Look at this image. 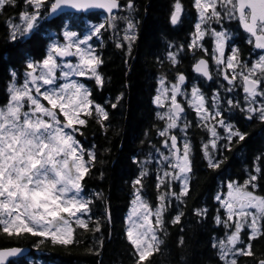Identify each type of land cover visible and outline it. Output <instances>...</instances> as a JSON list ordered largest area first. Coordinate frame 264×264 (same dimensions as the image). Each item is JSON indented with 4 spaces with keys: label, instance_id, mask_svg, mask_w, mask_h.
Here are the masks:
<instances>
[{
    "label": "snow or ice",
    "instance_id": "obj_1",
    "mask_svg": "<svg viewBox=\"0 0 264 264\" xmlns=\"http://www.w3.org/2000/svg\"><path fill=\"white\" fill-rule=\"evenodd\" d=\"M23 4L25 7L18 13L19 23L9 22L8 40L20 47L39 35L47 43L40 59L24 53L22 79L14 68L10 71L6 102L0 104V231L10 237L30 234L50 239L53 245L68 246L76 242L77 227L89 229L91 217L85 218L91 211L89 205L101 195L96 192L85 196L83 181L95 168L97 153L94 145L86 148L78 136H83L82 128L90 119L105 130L110 127L107 108L93 98L92 88L77 77L90 79L103 88L105 79L99 68L104 60L94 47L93 37L99 38L106 28L115 30L117 21L122 20L126 24L122 40L128 41L130 54L138 38V9L134 0H126L123 5L120 0H23ZM17 5L18 0H0V13ZM192 6L196 22L190 42L186 46L169 42L168 47L175 50L167 52V60L172 66L178 65L182 59L180 53L187 47L194 57L192 67L196 75L189 80L183 72H177L170 81L162 74L153 99L161 109L156 113L163 122L158 135L163 138L166 150L156 149L162 165L156 175V187L161 189L159 203L153 207L142 193V180L149 172L148 159L132 181L134 198L127 217L126 239L133 247L135 264H145L160 251L164 243L160 234H167L164 216L170 198L177 202L171 223L179 224L184 215L179 206L189 195L193 173L192 145L187 136L192 122L186 119V106L198 118L196 126L210 136L202 144V150L207 167L213 170L219 169L226 159L220 152L221 139L222 147L231 150L234 141L240 144L249 136L232 122L237 113L246 121L264 122V54L258 55L251 65L243 61L236 46L237 30L230 23L235 21L245 33L246 42L264 52V0H193ZM122 8L128 15L114 14V10ZM66 9L87 14L89 22L63 23V17L69 15ZM95 10L106 14L103 21H99ZM184 12L182 0H173L170 26L181 25ZM54 15L61 17L62 31L42 30V24ZM93 18L98 22L91 23ZM214 24L218 27H212ZM206 37L212 42L210 58L215 62V72L210 70L208 59L195 58L197 51L209 53L204 44ZM116 47L125 45L118 42ZM226 49L230 55L226 56ZM220 78L227 84L220 82ZM208 81L212 83L206 92L204 85ZM241 89L242 101L237 99ZM122 99L123 93L111 107L115 109ZM176 131L184 132V136L178 137ZM258 135L264 139V131ZM255 161V174L249 172L242 183L228 180L226 191L221 189L214 196L220 205L215 223L223 226L224 234L212 247L217 249L221 264H238L239 257L254 256L252 241L264 237V195L256 192L258 178L264 179L261 167L264 148ZM176 182L179 191L173 188ZM194 212L204 219L208 210L197 208ZM100 229L97 220L91 230ZM98 243L102 247L103 239ZM178 243L184 245L183 236ZM22 251L19 247L0 249V264H13L9 257ZM88 251L99 255V248ZM257 264H264V259H259Z\"/></svg>",
    "mask_w": 264,
    "mask_h": 264
},
{
    "label": "trees",
    "instance_id": "obj_2",
    "mask_svg": "<svg viewBox=\"0 0 264 264\" xmlns=\"http://www.w3.org/2000/svg\"><path fill=\"white\" fill-rule=\"evenodd\" d=\"M172 3L173 0H134L138 9L136 16L140 20V30L130 54L126 46L116 47L118 42L127 43L122 40L123 30H107L103 35L102 48L98 53L105 62L100 66L99 71L107 83L105 91L97 94V99L107 96L114 101L121 93L123 99L115 109H108L110 127L107 130L91 119L82 128V139L95 143L101 159L96 164V171H99L98 178L94 176L87 178L88 186L101 193L100 203L95 209V222L88 230L77 231L76 242L68 246L53 245L50 240L41 243V240H37L40 237L31 236L32 238L26 239L23 236L10 237L0 231V249L19 247L31 250L32 254L39 251L37 253L41 254L42 258L38 262L44 264H135L133 247L126 239L123 215L130 203L132 181L139 175L146 159L149 161L147 164L149 172L142 180L144 185L142 193L154 205L161 191L156 187L157 166L160 164L156 149L165 151L163 138L158 135L163 122L157 117L156 113L160 109L153 102L156 89L159 87L158 79L165 74L171 81L177 72H187L186 75L190 77L196 75L192 71L194 57L187 47L180 53L182 59L178 65L172 66L167 60V52L175 50L168 47L169 42L173 45L185 46L190 42L193 14H195L193 0H182L186 18L182 17V24L174 28L169 24ZM24 7L23 0H18L16 7H8L6 11L0 13V104H3L7 97L5 86L9 80V71L23 67L24 53L27 52L34 59H40L45 54L47 41L39 35L33 36L27 44L20 47L14 46L13 42L8 40L9 22L19 21L18 13ZM64 21L63 19V23ZM53 25L55 30H48L49 32L62 31L61 19L55 20ZM50 26V24L44 25L45 28ZM231 26L233 29L238 28L237 25L231 24ZM201 56L205 54L196 52V59ZM208 84L211 83L206 82L204 85L206 92H208ZM191 122L189 129L193 135V139L190 140L193 145V173L189 195L185 198L186 202L179 206L184 215L181 224L171 223V219L176 214L177 202L174 198H170L171 203L164 216L167 234H160L164 243L158 254L154 253L145 264H221L217 249L212 247L213 242L222 238L224 234L223 226L215 223L214 218L220 205L214 196L225 188L228 180L242 183L247 179L249 172L255 174L253 168L255 157L264 148V139L258 135L264 131V124L245 121L247 127L242 126V130L247 131L249 136L240 144L234 141L231 150L223 154L226 159L221 167L210 169L207 167L202 150L207 132L203 128L196 127L193 120ZM238 124L243 125L242 122ZM222 144L224 141L219 143ZM261 167L264 168V164ZM101 173H103L102 177ZM257 184L259 185L256 189L257 194L264 195V179L258 178ZM197 208H207V217L204 219L198 217L194 212ZM105 210L111 213L110 220ZM220 211L223 216V209L221 208ZM97 220L101 229L99 232H93L91 229ZM181 236L184 238L183 246L178 243ZM101 238L102 247L98 243ZM252 243L255 255L239 257L238 264H257L259 259H264V237L253 240ZM90 248H99V255L90 253L87 250ZM30 257L29 255L16 260L13 264L38 263L32 261Z\"/></svg>",
    "mask_w": 264,
    "mask_h": 264
},
{
    "label": "flooded vegetation",
    "instance_id": "obj_3",
    "mask_svg": "<svg viewBox=\"0 0 264 264\" xmlns=\"http://www.w3.org/2000/svg\"><path fill=\"white\" fill-rule=\"evenodd\" d=\"M126 0H120V2H121V4L123 5L124 4V2H125ZM123 11H121L120 13H118L117 15L118 16H125V15H127L126 14V11H125V9H122ZM186 12V11H185ZM184 12V13H185ZM67 14H69V15H71V19L69 18V15H65L64 17H63V19L65 20L64 21V23H68V24H72L73 23V20H76L77 21V23H80V24H86V23H88L89 22V20L87 19V14H82V13H67ZM95 15L96 16H98V18H99V21H103L104 20V18H105V13H103V12H95ZM84 17V20H80V19H78L79 17ZM61 19V17H58L57 19H54V20H51V21H46V22H44L43 24H42V26H41V28H42V30L43 29H47V30H55L54 29V21L55 20H60ZM120 21V20H119ZM90 22L91 23H97L98 22V20L97 19H95V18H93V19H91L90 20ZM196 22V14H193V26L191 27L192 28V30H194V23ZM17 23H19V22H17ZM119 23H120V25H119ZM118 23V21H117V28L115 29V30H125V28L126 27H123V26H121V22H119ZM45 24H50L51 26L50 27H47V28H45L44 27V25ZM74 30H79V28H76V29H74ZM105 30H112V31H114L113 29H111V28H106ZM105 30H102V33L103 32H105ZM138 30H140V28L138 29ZM237 31H236V35H237V40H236V46L239 48V54H240V58L243 60V61H245V62H247V63H249V65H251V63L252 62H254L257 58H258V55H260V54H264L263 52H261V51H258V50H256V48L254 47V45H250V44H248L247 42H246V40H245V33L242 31V30H240V29H236ZM52 33H56V32H52ZM123 33H124V31H123ZM101 36H102V34H101ZM100 36V37H101ZM54 38V37H53ZM125 41V40H124ZM127 44H128V41H127V43L125 42V46H127ZM204 44H205V47H207L208 49H209V53L208 54H205V56H203L205 59H208V61H209V67H210V70L211 71H213L214 72V70H215V62H214V60H212L211 58H210V53H211V49H212V42H211V40L208 38V37H206L205 38V41H204ZM104 45H105V43H104ZM103 45V46H104ZM102 43H98L97 44V48H98V50L99 49H101L102 47ZM197 52H199V51H197ZM227 55H230V52L226 49V56ZM105 62V61H104ZM103 65V64H102ZM101 65V66H102ZM193 66V65H192ZM18 73H19V77H20V79H22L23 78V74H24V61H23V67L22 68H20V69H15ZM192 71H193V67H192ZM194 72V71H193ZM185 75H186V73L185 72H183ZM9 74H10V71H9ZM188 78H189V80H191V78L192 77H190L189 75H186ZM104 77V76H103ZM77 79H79V80H81L82 82H84V83H86L89 87H91L92 88V96H93V98L97 101V102H99V103H102L106 108H107V110L108 109H113L112 107H111V103H115V101L116 100H114V101H112L111 99H110V97H107V96H105L103 99H97V94H100V93H103L104 91H105V85L103 86V88H100L99 86H96L95 85V83H94V81H92V80H90V79H87V78H84V77H77ZM104 79H105V77H104ZM9 80H10V75H9ZM9 80H8V82L6 83V86H5V95L7 94V91H6V89H7V85H8V83H9ZM107 83V80L105 79V84ZM208 83H212L211 81H208ZM238 96H239V98L238 99H240L241 101L243 100V96H244V93H243V91H242V89L241 90H239V94H238ZM121 101V100H120ZM120 101H119V103H120ZM5 102H6V100H5ZM4 102V103H5ZM181 102H183V101H181ZM186 112L188 113L187 114V117H186V119L188 120V121H191V120H193L194 122H195V124H196V121H197V117L195 116V113L191 110V109H188L187 108V106H186ZM245 121H246V119H243V118H241V116H240V114L239 113H237L236 114V118L232 121L234 124H236L237 125V127H239V128H241V130H242V126H245ZM253 121H256L257 123H261V124H264V122H259V121H257V120H253ZM238 122H242V124L243 125H239L238 124ZM246 122H249V121H246ZM252 122V121H251ZM197 127V126H196ZM243 131V130H242ZM187 136H188V138H189V140H192L193 139V135H192V133H191V131H190V129H188V131H187ZM78 139H80L81 140V143L86 147V148H88V147H90V146H92V145H94L95 146V150H96V153H97V161L98 160H101L100 159V157L98 156L99 155V153H98V151H97V147H96V145H95V143L94 142H87V140L86 139H82V137L81 136H78ZM222 141H224L223 139H222ZM221 142V141H220ZM221 147H220V152L222 153V155L223 154H225L228 150H226V149H224L222 146H223V144L222 145H220ZM192 147H193V145H192ZM87 158V157H86ZM97 161H96V164H97ZM98 175H99V171L97 170L96 171V166H95V168H93V169H91L90 170V172H89V174H87L86 176H85V178H84V181H83V184H84V187H85V196L86 197H88V196H90L92 193H96V192H98V193H100L99 191H97L96 189H94L93 187H89L88 186V184H87V178H91V177H95V178H98ZM101 194V193H100ZM131 196H132V192H131V194H130V198H131ZM130 198H129V200H130ZM100 200H101V195L99 196V197H95V198H93V202L89 205V207H90V209H91V211H90V213L85 217L86 219H88V216H90L91 217V219H90V221H89V226L93 223V222H95L94 221V216H95V209H97V204H99L100 203ZM105 213H107V215L109 216V215H111V213L110 212H106V210H105ZM124 216V215H123ZM123 222H124V218H123ZM81 232V231H86L85 229H82V228H79V227H77L76 228V232ZM25 237V238H24ZM32 238V237H34V236H32L31 237V235L30 234H27V235H23V238L24 239H26V238ZM37 240H46V241H48L49 239H45V238H42V237H40V239H37ZM42 258V255L41 254H39V253H35L34 255H33V257L32 258H30L32 261H37L38 262V260H40ZM14 262V261H13ZM37 264H44V263H37Z\"/></svg>",
    "mask_w": 264,
    "mask_h": 264
},
{
    "label": "rangeland",
    "instance_id": "obj_4",
    "mask_svg": "<svg viewBox=\"0 0 264 264\" xmlns=\"http://www.w3.org/2000/svg\"><path fill=\"white\" fill-rule=\"evenodd\" d=\"M125 11H126V14L128 15L127 10H125ZM184 14H185V13H184ZM136 19L138 20L137 16H136ZM139 21H140V20H139ZM18 22H19V21H18ZM120 22H121V26L126 27V24H125L124 21L120 20ZM230 23L233 24V26H236V25H237L235 21H232V22H230ZM212 27H214V25H212ZM77 31H79V30H77ZM119 31H121V30L119 29ZM123 31H125V30H123ZM103 34H104V32L102 33V36L99 37V38H97V37H93V40L95 41L94 47H95V49H96L97 52H98L97 44L99 43V40H101V39L103 38ZM122 35H124L123 32H122ZM54 38H56V37H54ZM229 71H231V70H229ZM214 72H215V70H214ZM160 77H161V76H160ZM159 79H160V78H159ZM159 79H158V80H159ZM220 82H222V83H224V84H227V81H223L222 78H220ZM237 83H239V81H237ZM178 100L183 101V98H182V97H178ZM160 111H161V109H160ZM175 134H176L178 137H181V138L184 136V132H181V131H176ZM222 134H224V133L221 132V135H222ZM209 139H210V136H209V134L207 133V138L204 140L203 143H206ZM220 141H221V140H220ZM220 141H219V143H220ZM165 151H166V150H165ZM165 151H163V152H165ZM213 151H214V150H213ZM160 167H162V165H161V164H158L157 168H160ZM178 184H179V182H176V184L173 185L174 190H175V189H178V191H179ZM224 190L226 191V187L224 188ZM147 201H148V200H147ZM130 210H131V209H130ZM130 210H129V212H130ZM129 212H128V214H129ZM241 235L244 236V233L242 232ZM243 236H242V237H243Z\"/></svg>",
    "mask_w": 264,
    "mask_h": 264
},
{
    "label": "water",
    "instance_id": "obj_5",
    "mask_svg": "<svg viewBox=\"0 0 264 264\" xmlns=\"http://www.w3.org/2000/svg\"><path fill=\"white\" fill-rule=\"evenodd\" d=\"M120 3H121V2H120ZM96 11H101V10H95V12H96ZM119 11H120V10H114V12H119ZM70 12L77 13L76 10H73V9H66V13H70ZM58 17H59V16L54 15L53 17H51V18L49 19V21L54 20V19H57ZM28 253H29V249H25V250H23L20 254H18L17 256H15V257H9V260L13 261V260H15V259H17V258L24 257V256H26Z\"/></svg>",
    "mask_w": 264,
    "mask_h": 264
},
{
    "label": "bare ground",
    "instance_id": "obj_6",
    "mask_svg": "<svg viewBox=\"0 0 264 264\" xmlns=\"http://www.w3.org/2000/svg\"><path fill=\"white\" fill-rule=\"evenodd\" d=\"M126 53H127V51H126ZM116 102V101H115ZM255 130V129H254ZM109 135V134H108ZM256 155H257V153H256ZM139 174V173H138ZM107 208V207H106ZM170 212V211H169ZM174 216V215H173ZM172 216V217H173ZM181 224V223H180ZM214 227V226H213ZM168 228V227H167ZM176 229V228H175ZM177 230H178V228H177ZM123 231V230H122ZM183 232V231H182ZM178 234V233H177ZM243 236V235H242ZM92 241V240H91ZM85 243V242H84ZM88 250V249H87ZM91 253V252H90ZM158 254V253H157ZM94 255V254H93ZM163 257V256H162ZM133 258V257H132ZM106 260V259H105ZM134 260V259H133ZM93 261V260H92Z\"/></svg>",
    "mask_w": 264,
    "mask_h": 264
}]
</instances>
